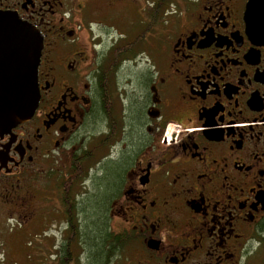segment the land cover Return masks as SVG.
Wrapping results in <instances>:
<instances>
[{
  "label": "flooded vegetation",
  "instance_id": "obj_1",
  "mask_svg": "<svg viewBox=\"0 0 264 264\" xmlns=\"http://www.w3.org/2000/svg\"><path fill=\"white\" fill-rule=\"evenodd\" d=\"M1 13L42 37L36 110L0 136L1 212L49 264H86L76 186L92 155L94 185L120 168L106 264H264V0H0ZM42 163L68 168L59 187L37 186Z\"/></svg>",
  "mask_w": 264,
  "mask_h": 264
},
{
  "label": "rangeland",
  "instance_id": "obj_2",
  "mask_svg": "<svg viewBox=\"0 0 264 264\" xmlns=\"http://www.w3.org/2000/svg\"><path fill=\"white\" fill-rule=\"evenodd\" d=\"M167 11H169V9H167ZM135 119L136 118H134V120ZM13 129L10 130V134ZM132 133L136 137L137 132L134 127ZM134 140L136 141V138ZM85 145H87V143L78 142L74 146L79 148ZM88 148L93 150L94 144L89 145ZM91 151H87V153H91ZM75 158H77V156L74 158L70 156L67 161L70 162L71 159L73 160ZM85 162L83 167L88 171L86 174V182L79 183L78 186H76L77 192H82V194H79L77 201L84 202L83 207L85 209L84 219L83 222H81V230L85 233L86 240L88 241L87 246H89L90 252L99 253L100 251H109L107 250L110 249L107 243L105 244L102 240L103 231H101L100 228L102 223H105L107 228L113 219L110 214V205L107 202L104 206V201L112 192L115 172L117 170L120 171V168L116 167L114 169H109L110 171L106 172L105 177L101 179L97 185H94L92 184V179L95 177V173L100 165L95 164L96 157H93V155L91 158L85 157ZM104 163L110 164L109 160H105ZM42 165L43 168H45V172L40 176V181L37 183V186L44 190L47 188V191H49V186L54 188L59 187L64 180L62 176H66V173H68V168L65 164L63 166L53 165L52 163H42ZM52 171L55 172V174L50 176ZM33 181L36 182V178H34ZM72 191L75 192V189L73 188ZM1 207L2 206H0V264H49L47 255L39 254V240L36 234H34V229L27 224L20 227L13 219H4L6 214L3 208V217ZM55 230L56 228L51 227L47 232L48 236L54 238L53 235L56 236L57 234ZM111 254L112 252L110 255ZM109 260L113 262L115 258L110 257ZM87 263L88 261H86V264Z\"/></svg>",
  "mask_w": 264,
  "mask_h": 264
},
{
  "label": "water",
  "instance_id": "obj_3",
  "mask_svg": "<svg viewBox=\"0 0 264 264\" xmlns=\"http://www.w3.org/2000/svg\"><path fill=\"white\" fill-rule=\"evenodd\" d=\"M41 50L37 31L14 16L0 14V136L27 122L37 107Z\"/></svg>",
  "mask_w": 264,
  "mask_h": 264
},
{
  "label": "trees",
  "instance_id": "obj_4",
  "mask_svg": "<svg viewBox=\"0 0 264 264\" xmlns=\"http://www.w3.org/2000/svg\"><path fill=\"white\" fill-rule=\"evenodd\" d=\"M107 203V199L104 201V206L106 205ZM82 212L83 214L84 213V208H82ZM68 211L71 213L72 210L71 208L68 209ZM69 218H73V216H70ZM101 231H103L102 233V236H103V241L105 242V244L107 243L108 244H111L113 243V238L107 233V230H106V224L105 223H102L101 224V228H100ZM84 243H85V247H86V251H87V257H88V263L87 264H106V260H108L110 258V251L112 252V250L110 249V251H100L99 253H92L89 251V246L88 245V241L86 240V237L84 238ZM92 253V254H91Z\"/></svg>",
  "mask_w": 264,
  "mask_h": 264
}]
</instances>
